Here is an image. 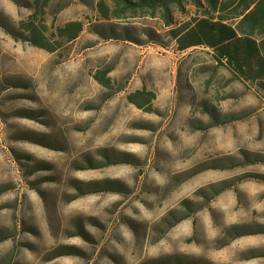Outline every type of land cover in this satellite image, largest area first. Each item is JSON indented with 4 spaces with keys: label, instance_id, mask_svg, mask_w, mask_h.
I'll use <instances>...</instances> for the list:
<instances>
[{
    "label": "rangeland",
    "instance_id": "1",
    "mask_svg": "<svg viewBox=\"0 0 264 264\" xmlns=\"http://www.w3.org/2000/svg\"><path fill=\"white\" fill-rule=\"evenodd\" d=\"M32 1L0 0V264H264L259 83L99 0H50L83 30L48 53L4 29Z\"/></svg>",
    "mask_w": 264,
    "mask_h": 264
},
{
    "label": "trees",
    "instance_id": "2",
    "mask_svg": "<svg viewBox=\"0 0 264 264\" xmlns=\"http://www.w3.org/2000/svg\"><path fill=\"white\" fill-rule=\"evenodd\" d=\"M49 3L50 0H33L26 6L32 13L27 21L20 22L19 29H6L2 25L3 28L15 40L26 41L48 53L57 52L64 44L78 38L83 25L73 21L57 26L49 41L43 32L46 29L45 9ZM187 5L193 13L177 23L174 11L185 13ZM97 8L105 20L120 19L125 15L158 18L163 27L170 28L167 34L174 40L177 50L205 47L211 51L217 66L226 68L234 77L258 82L264 90V0H99ZM95 79L108 87L105 73ZM151 97L152 93L137 91L128 99L137 108L144 109ZM173 215L174 212H170L168 216Z\"/></svg>",
    "mask_w": 264,
    "mask_h": 264
}]
</instances>
